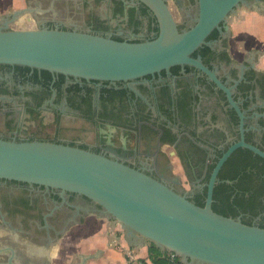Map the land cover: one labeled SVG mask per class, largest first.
<instances>
[{
  "label": "flooded vegetation",
  "instance_id": "af4514ba",
  "mask_svg": "<svg viewBox=\"0 0 264 264\" xmlns=\"http://www.w3.org/2000/svg\"><path fill=\"white\" fill-rule=\"evenodd\" d=\"M163 1L180 32L197 25V0ZM12 2L5 17L27 9L39 29L129 43L160 35L158 18L139 0ZM20 2L23 7L16 6ZM234 11L189 55L191 61L136 79L101 81L0 64V139L103 155L202 207L221 164L213 210L264 228V156L258 152L264 154V34L257 42L240 39L233 23L254 14L264 31V0L240 1ZM101 210L79 193L0 179V264H81L95 253L77 244L108 221L99 218Z\"/></svg>",
  "mask_w": 264,
  "mask_h": 264
},
{
  "label": "water",
  "instance_id": "95a60500",
  "mask_svg": "<svg viewBox=\"0 0 264 264\" xmlns=\"http://www.w3.org/2000/svg\"><path fill=\"white\" fill-rule=\"evenodd\" d=\"M139 1L158 18L160 35L154 41L120 42L64 30H11L10 24L27 12L24 9L1 19L0 64L101 81L136 79L191 61L189 55L210 31L244 2L197 0V25L180 32L163 0ZM220 166L208 201L200 207L147 174L103 155L55 143L0 139V179L86 196L102 207L99 218L120 223L131 246L151 242L161 253L174 252L182 264H264V228L212 208ZM90 258L82 257L81 264Z\"/></svg>",
  "mask_w": 264,
  "mask_h": 264
},
{
  "label": "crops",
  "instance_id": "0c3cea01",
  "mask_svg": "<svg viewBox=\"0 0 264 264\" xmlns=\"http://www.w3.org/2000/svg\"><path fill=\"white\" fill-rule=\"evenodd\" d=\"M2 2L4 4H2ZM12 0H0V20L5 15L10 14V9L12 8ZM262 19L259 16L254 14H243V17H239L234 21V26H236L237 35L240 36V39L250 41L254 39L256 42L257 39L261 38V35L264 34ZM264 64V57L262 58ZM102 219V218H100ZM108 220L107 222H113L115 220ZM98 225L92 232L89 233V238L87 240H81L77 246H82L84 243L89 245V249L95 253L92 255V258L88 259L92 261L89 264H129L123 257L124 254L131 257V261L143 259V260H152L150 258V244L151 242L146 241L144 244H139L138 246H131L126 238L125 231L122 229L119 222L118 227L111 232L105 230L107 224L105 221H100ZM104 223V224H103ZM112 229V228H111ZM88 261L86 264H88ZM67 264H72L67 262Z\"/></svg>",
  "mask_w": 264,
  "mask_h": 264
},
{
  "label": "rangeland",
  "instance_id": "374dc122",
  "mask_svg": "<svg viewBox=\"0 0 264 264\" xmlns=\"http://www.w3.org/2000/svg\"><path fill=\"white\" fill-rule=\"evenodd\" d=\"M19 1L20 0H18V2ZM2 4H4V3L2 2ZM16 6L17 7H19V6L23 7L24 3L20 2V4H17ZM25 10H27V9H25ZM11 12H12V8L10 9V13ZM27 13H30V12L27 10L26 14L22 18H20V19L16 20L15 22L11 23L10 24V29L11 30H37V29H39L37 27L36 23H35L34 16L32 14H27ZM0 22H1V20H0ZM105 223L107 224V226L105 228V230L107 232H111L112 230L114 231L115 228L118 227V223L115 222V221H113V222L105 221ZM123 257H124V259L126 261H128L129 264H136V260H134V261L132 260L131 261V257H128V255L124 254Z\"/></svg>",
  "mask_w": 264,
  "mask_h": 264
},
{
  "label": "trees",
  "instance_id": "16d2710c",
  "mask_svg": "<svg viewBox=\"0 0 264 264\" xmlns=\"http://www.w3.org/2000/svg\"><path fill=\"white\" fill-rule=\"evenodd\" d=\"M225 205H227V207H232V206H234V205H239V206H241L242 208H247V206L249 205V204H241V203H235V204H232V203H230V202H227V203H225ZM200 207H202V206H200ZM218 207V206H217ZM214 211L216 212V213H218V214H221V215H223V216H226V217H228L229 215H228V213L227 212H224V211H220V210H218L217 208H216V206L214 207ZM232 218L233 219H235L236 217H235V215H232ZM249 225V224H248ZM262 228V227H261ZM149 252H150V258H152V260L155 262V263H157V264H160L161 263V259H162V253H161V251L155 246V244H153V243H151V245H150V248H149Z\"/></svg>",
  "mask_w": 264,
  "mask_h": 264
},
{
  "label": "built area",
  "instance_id": "2783aa9c",
  "mask_svg": "<svg viewBox=\"0 0 264 264\" xmlns=\"http://www.w3.org/2000/svg\"><path fill=\"white\" fill-rule=\"evenodd\" d=\"M162 259L160 264H182L180 257L176 255L172 251H166L165 253H162ZM136 264H157L153 260H143V259H138L136 260Z\"/></svg>",
  "mask_w": 264,
  "mask_h": 264
}]
</instances>
